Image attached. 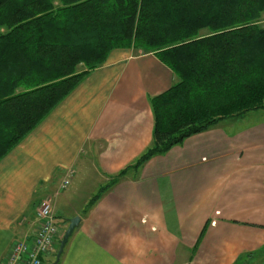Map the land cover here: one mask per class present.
Listing matches in <instances>:
<instances>
[{
  "label": "crops",
  "instance_id": "1",
  "mask_svg": "<svg viewBox=\"0 0 264 264\" xmlns=\"http://www.w3.org/2000/svg\"><path fill=\"white\" fill-rule=\"evenodd\" d=\"M175 81L155 55L117 49L0 161V264L32 241L50 194L61 229L81 217L56 264H264V120L226 119L187 138L85 211L150 147V100ZM70 170L72 183L92 184L79 206L80 187L59 192Z\"/></svg>",
  "mask_w": 264,
  "mask_h": 264
},
{
  "label": "trees",
  "instance_id": "2",
  "mask_svg": "<svg viewBox=\"0 0 264 264\" xmlns=\"http://www.w3.org/2000/svg\"><path fill=\"white\" fill-rule=\"evenodd\" d=\"M264 0H0V161L117 49L176 76L153 140L113 185L187 138L264 109Z\"/></svg>",
  "mask_w": 264,
  "mask_h": 264
},
{
  "label": "built area",
  "instance_id": "3",
  "mask_svg": "<svg viewBox=\"0 0 264 264\" xmlns=\"http://www.w3.org/2000/svg\"><path fill=\"white\" fill-rule=\"evenodd\" d=\"M73 173L67 175L63 187L69 185ZM59 227L54 211L49 203H43L38 209V228L31 242H16L6 260V264H42L41 256L54 245Z\"/></svg>",
  "mask_w": 264,
  "mask_h": 264
},
{
  "label": "rangeland",
  "instance_id": "4",
  "mask_svg": "<svg viewBox=\"0 0 264 264\" xmlns=\"http://www.w3.org/2000/svg\"><path fill=\"white\" fill-rule=\"evenodd\" d=\"M260 25H262V26H264V15H263V17H262V19H261V21H260V23H259ZM136 52H141L142 53V51H136ZM239 122H242V124L243 125H249L250 123H255V122H257V121H260V120H264V109H259V110H256V111H251V112H249V113H247L245 116H243L242 118H239ZM224 125H226L225 123H224ZM72 179V178H71ZM71 179H70V183H69V185L67 186V188H66V190H62L61 188L59 189V192H68V191H74L75 189H77V187H80V192H79V194L75 197V198H73L72 199V201H75L77 204H78V206L79 205H81L82 203H83V201H85V198L89 195V190L90 189H92V188H90V186L92 185L91 183H90V185H86L85 187H82V186H80L78 183H76L75 184V182L74 183H72V181H71ZM107 184V183H106ZM105 184V185H106ZM114 186V185H113ZM85 189H86V191H85ZM106 193V192H105ZM51 195V194H50ZM50 195H45V196H43V198L41 199V202H40V204H39V207H40V205H42L43 203H45V202H47V203H49L50 205H51V207H52V209H53V199L51 198L50 199ZM39 209V208H38ZM54 211V210H53ZM56 214V213H55ZM54 214V215H55ZM62 215V214H61ZM55 219H57V223L59 224V229H58V231H57V237H55V242H54V245L52 246V247H54V246H56L57 248H58V245H59V247H60V244L58 243V239H59V241H61L62 239H63V236H64V234H65V231L67 230V229H65L64 227L61 229V225L63 224V220H58V218H57V215H55ZM70 224V223H69ZM69 226V225H68ZM68 228V227H67ZM57 252H59V248H58V251H56V253H54L51 257H50V259H49V261H48V263L47 264H56L55 263V260L57 261Z\"/></svg>",
  "mask_w": 264,
  "mask_h": 264
},
{
  "label": "water",
  "instance_id": "5",
  "mask_svg": "<svg viewBox=\"0 0 264 264\" xmlns=\"http://www.w3.org/2000/svg\"><path fill=\"white\" fill-rule=\"evenodd\" d=\"M80 222H81V217L80 216H75L73 218H70L69 219V226L65 232V235L61 241V244H60V249H59V252H58V257H57V261L56 262H59L60 261V258H61V255L62 253L64 252V249L70 239V237L72 236V234L74 233L75 229L80 225Z\"/></svg>",
  "mask_w": 264,
  "mask_h": 264
},
{
  "label": "bare ground",
  "instance_id": "6",
  "mask_svg": "<svg viewBox=\"0 0 264 264\" xmlns=\"http://www.w3.org/2000/svg\"><path fill=\"white\" fill-rule=\"evenodd\" d=\"M70 172H72L73 175H74V172H73L72 170L68 171L67 175H68ZM67 175H66V177L63 179V181H62V183H61V186H60V187H61L62 190H66V188H67V187H63V184H64L65 180L67 179ZM72 177H73V176H72ZM69 183H70V182H69ZM46 203H47V202H46ZM58 227H59V226H58ZM65 232H66V231H65ZM56 235H57V234H56ZM64 235H65V234H64ZM56 237H57V236H56ZM63 237H64V236H63ZM61 241H62V240H61ZM61 241H59V244H61ZM52 248H53V247H52ZM52 248H51V249H52ZM51 249H50V250H51ZM59 249H60V247H59ZM50 250H49V251H50ZM49 251H48V252H49ZM48 252H47V253H48ZM47 253H46V254H47ZM44 255H45V254H44ZM44 255L41 256V260H42V257H43ZM42 264H43V260H42Z\"/></svg>",
  "mask_w": 264,
  "mask_h": 264
}]
</instances>
